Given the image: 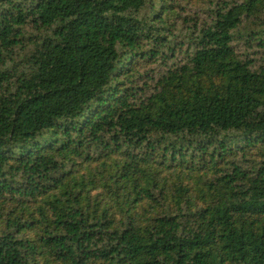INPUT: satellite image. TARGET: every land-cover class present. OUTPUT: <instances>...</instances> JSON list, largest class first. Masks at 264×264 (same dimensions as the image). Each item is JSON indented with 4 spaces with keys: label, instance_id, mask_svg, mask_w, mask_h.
Here are the masks:
<instances>
[{
    "label": "trees",
    "instance_id": "1",
    "mask_svg": "<svg viewBox=\"0 0 264 264\" xmlns=\"http://www.w3.org/2000/svg\"><path fill=\"white\" fill-rule=\"evenodd\" d=\"M0 264H264V0H0Z\"/></svg>",
    "mask_w": 264,
    "mask_h": 264
}]
</instances>
